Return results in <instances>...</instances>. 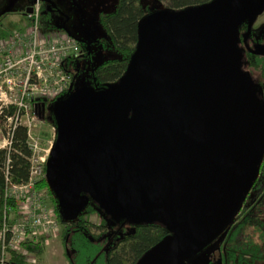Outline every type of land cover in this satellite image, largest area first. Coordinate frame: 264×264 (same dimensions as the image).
<instances>
[{
    "label": "water",
    "instance_id": "obj_1",
    "mask_svg": "<svg viewBox=\"0 0 264 264\" xmlns=\"http://www.w3.org/2000/svg\"><path fill=\"white\" fill-rule=\"evenodd\" d=\"M263 8L264 0L164 8L140 20L118 82L76 91L72 80L48 111L56 138L46 183L64 222L93 202L108 222L165 227L137 264H192L229 226L264 152V104L237 46L238 25L250 28Z\"/></svg>",
    "mask_w": 264,
    "mask_h": 264
},
{
    "label": "built area",
    "instance_id": "obj_2",
    "mask_svg": "<svg viewBox=\"0 0 264 264\" xmlns=\"http://www.w3.org/2000/svg\"><path fill=\"white\" fill-rule=\"evenodd\" d=\"M27 23L20 30L0 38V149L11 150L14 131L26 130L29 175L25 183L12 185L8 178L9 160L5 165L4 200L16 202L14 213L7 206L0 229V264L11 252L34 263V256L22 250L29 241L43 242V237L58 235L59 221L48 208L38 188L46 182L45 166L55 142L56 133L43 139L35 124L41 120L40 106L66 94L72 78L65 66L79 53L78 43L70 36L41 39L38 33L39 1L25 13ZM43 121V120H41Z\"/></svg>",
    "mask_w": 264,
    "mask_h": 264
},
{
    "label": "trees",
    "instance_id": "obj_3",
    "mask_svg": "<svg viewBox=\"0 0 264 264\" xmlns=\"http://www.w3.org/2000/svg\"><path fill=\"white\" fill-rule=\"evenodd\" d=\"M159 1L166 3V8L168 9L180 10L203 6L213 0ZM144 13L145 11L139 0H119L114 11L101 17V24L107 32L112 48L118 54V58L105 61L92 69L89 78L92 87L104 88L107 85L118 82L126 74L131 57L137 49L139 42L138 25ZM8 34L9 31L2 29L0 22V38L6 37ZM73 60L74 58L68 60L65 66L72 80L74 76H72L69 64ZM45 121L53 127L55 126L54 118L50 113ZM26 140V130L19 127L13 133L11 150L7 152L4 149H0V229L3 224L4 208L8 206L11 210H14L16 207V202L13 200L7 201L3 198L4 190L7 186L5 165L7 160H9L8 178L10 184L18 185L28 180V158L30 153L26 146ZM258 175L261 176V180H264V152L258 166ZM256 181L257 177L244 195L241 205L245 203ZM38 188H46L49 191L46 182L39 184ZM49 193L58 221L63 226L61 241L68 264H137L147 252L169 235L166 228L158 224L137 225L122 220V224L117 227L114 222L106 220V215L93 202H90L85 207L83 213L75 221L64 222L59 216L56 198L52 192L49 191ZM93 215L100 219L99 225L93 224L88 220V217ZM127 228L130 231H128L129 229L126 230ZM22 247L25 251L27 250V252L39 257L43 255L45 250L43 242L29 241L24 243ZM8 263L26 264V261L24 256L11 252Z\"/></svg>",
    "mask_w": 264,
    "mask_h": 264
},
{
    "label": "rangeland",
    "instance_id": "obj_4",
    "mask_svg": "<svg viewBox=\"0 0 264 264\" xmlns=\"http://www.w3.org/2000/svg\"><path fill=\"white\" fill-rule=\"evenodd\" d=\"M61 11L55 14L48 12L47 15L39 17L38 33L41 39H54L57 37L70 36L77 41L79 53L74 56L69 67L72 72L74 90H80L90 86V72L101 63L117 59L118 54L112 48L109 36L101 24V17L114 11L119 0H50ZM145 13L144 19L155 15L166 8V3L159 0H139ZM36 0H0V22L5 31L20 30L27 23L25 13L29 8H33ZM143 19V20H144ZM255 23L260 25L264 23V8L262 13L255 17ZM63 25L65 26L63 28ZM261 26H264L262 24ZM264 98V96H263ZM46 111L52 110L58 106V103L45 101ZM36 131L41 134L43 139H49L54 134L53 126L46 121H38L35 124ZM45 204L49 209L55 212V207L49 191L46 188H39ZM11 213H14L12 210ZM56 214V212H55ZM57 215V214H56ZM88 220L93 224L99 225L100 219L93 215ZM118 227L122 220L114 222ZM63 226L59 223L58 235L54 238H46L45 250L42 256H34V263L27 261L26 264H68L65 255V249L61 241V232ZM22 250L23 247L21 246ZM25 251V250H24ZM27 253V250L25 251ZM209 249L200 251L198 255H204ZM197 255V256H198ZM9 256L6 257L5 264L8 263ZM208 264L207 259L201 262Z\"/></svg>",
    "mask_w": 264,
    "mask_h": 264
},
{
    "label": "flooded vegetation",
    "instance_id": "obj_5",
    "mask_svg": "<svg viewBox=\"0 0 264 264\" xmlns=\"http://www.w3.org/2000/svg\"><path fill=\"white\" fill-rule=\"evenodd\" d=\"M50 11L61 13L52 1H39V17ZM262 24L258 25L254 20L249 28L248 21L240 23L237 46L242 55V68L264 104V57L256 55L257 49L264 47ZM46 109L45 105V109L40 106L39 110L44 121L49 115ZM205 249H209V252L195 256L191 260L192 264H203V259H207L208 264H264V180H261L260 175L229 226L203 251Z\"/></svg>",
    "mask_w": 264,
    "mask_h": 264
}]
</instances>
